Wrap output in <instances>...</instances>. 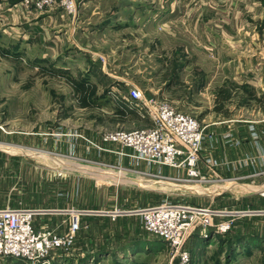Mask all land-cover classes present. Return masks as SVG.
Returning a JSON list of instances; mask_svg holds the SVG:
<instances>
[{
	"label": "rangeland",
	"instance_id": "374dc122",
	"mask_svg": "<svg viewBox=\"0 0 264 264\" xmlns=\"http://www.w3.org/2000/svg\"><path fill=\"white\" fill-rule=\"evenodd\" d=\"M125 4L126 0H0V208L51 211L37 215L35 225L57 231L64 230L67 216L62 211L68 204L84 212L73 247L51 254L48 264H79L75 255L83 251L82 264H180L163 241L141 228L136 214L137 209L162 202L219 213L212 219L213 227L201 230L197 224L186 234L189 264H264V167L259 168L254 187L222 177L219 164L211 166L209 161L204 165L210 175L203 176L199 163L210 134L204 132L196 166L199 177L186 168H156L136 159L133 163L142 165H125L124 159H132L119 153L130 151L115 144L103 146L101 164L78 160L79 155L67 154L63 136H51L69 130L101 137L149 128L153 122L148 111L160 101L193 116L202 127L204 110L221 108V101L227 103L231 119L246 116L238 108L243 99L237 95L230 99L223 88L216 92L212 109V100L206 97L210 93L204 91L210 88L205 72L196 71L203 90L188 91L184 80L193 73L187 63L200 69L207 62L205 54L196 50L187 58L186 52L171 49L180 39L151 28L142 34L136 29L141 19H127ZM142 40L149 45L143 52ZM174 61L187 62L179 66L186 72L178 76L175 88L164 95L150 92L154 85L163 90L172 83ZM212 71L218 75L215 66ZM131 89L141 92L145 107L128 100ZM243 93L264 116V90ZM239 146L236 140L228 144L234 151ZM68 148L74 151L73 145ZM248 164L245 159L230 171L237 175ZM115 175L127 180L117 182ZM206 194L216 196L211 207ZM101 211L116 216H96ZM225 221L231 222L230 228L219 235L217 226ZM204 233L210 236L205 238ZM94 255L100 256L96 262L89 259ZM25 262L0 258V264H29Z\"/></svg>",
	"mask_w": 264,
	"mask_h": 264
},
{
	"label": "crops",
	"instance_id": "0c3cea01",
	"mask_svg": "<svg viewBox=\"0 0 264 264\" xmlns=\"http://www.w3.org/2000/svg\"><path fill=\"white\" fill-rule=\"evenodd\" d=\"M147 3L148 5H146ZM123 10L126 12L125 17L130 21L141 19L140 25L136 29L139 28L142 34L149 28L156 29L163 35H172L182 41L177 47L171 48L173 51L186 52L187 58H189V56L195 55L194 51L198 50L208 57H205L206 63L202 62L199 65L200 69H198V64L174 61L176 66L171 72H174L172 83L165 85L163 90L154 85L149 89L150 92L164 95L166 91L174 89L178 76H182L183 72H186L185 68L181 69L179 66H184L187 63L189 70L193 73H188L184 80L188 91L193 89L197 94L203 90L198 82L200 77L197 72L200 74L205 72L207 78L209 74L208 86L210 88H204V91L210 93L206 97L212 100V109L218 100L219 94L216 92H219L220 88H223L221 90L225 92L223 95L230 99L236 95L243 99L244 104H240L238 108H240L239 112L246 116L240 120L231 119V111L225 110L227 103L223 101L219 108L221 110H204L207 118L202 121V124L207 136L210 134V140L204 139L205 145L202 146L199 165L201 173L205 177L210 175L207 172L209 167L204 165L206 161H209L212 163L211 166L219 164L217 171L222 177L247 181L253 187L257 186V177L260 175L259 168L264 167V116L261 115L259 106L255 109L253 104L246 102L247 95L243 92L250 90L251 93H259L264 90V0H151V2L149 0H126ZM148 18L150 19L147 20ZM151 20H153L152 24L146 23ZM130 25V28L135 27ZM148 46L144 45L142 40L139 50L141 49L143 52L148 49ZM130 49H132V45ZM145 56L146 53H142V57ZM214 66L218 69V75H213ZM249 106H252V109L249 110ZM227 133L231 134L230 140L240 142L236 151L229 149V143L222 138ZM52 134H54L53 136L59 135V138L63 136L61 139L65 142L67 154L70 156L79 155L80 159L77 158L78 160L94 164H101L100 153L102 151L90 147L85 141L73 137V135H82L99 145L98 147L101 149L103 146L110 145L102 143V136L98 137L94 134L83 135L78 131L69 130L65 134ZM54 143H56L55 140ZM72 145L74 151L68 148V146L71 148ZM116 158L115 156L113 158L114 164H116ZM245 159L249 161L248 165H244L247 167L242 168L237 172V175H234L233 171H230L231 167L234 169L237 165L240 167ZM132 160L124 159L125 165H142L138 162L133 163L134 160ZM238 160H241L242 163ZM182 172L184 173V171ZM113 177L117 182H121L120 179L127 180L122 175ZM215 197L213 194H206V200L210 207L214 204ZM65 210L66 212L72 210V206L70 207L68 204ZM98 214L96 216L102 214L110 216V212L101 211ZM125 214L131 213L126 212ZM85 217L82 216L81 221ZM212 238L214 239V236ZM85 253L86 251H83L81 254L75 255L77 258L80 257L79 264L85 263L84 259L82 260ZM98 257L100 256L94 255L89 259L96 262Z\"/></svg>",
	"mask_w": 264,
	"mask_h": 264
},
{
	"label": "built area",
	"instance_id": "2783aa9c",
	"mask_svg": "<svg viewBox=\"0 0 264 264\" xmlns=\"http://www.w3.org/2000/svg\"><path fill=\"white\" fill-rule=\"evenodd\" d=\"M69 7L74 9L72 4ZM142 98L138 89L129 91L128 100L141 102L143 108L145 105ZM148 115L153 126L129 132L105 134L101 137L102 143L115 144L120 146L121 150L130 151L129 154L119 153L121 157L158 166L186 168L190 175L199 177L196 166L204 139V128L198 120L178 111L165 101H160L156 107L149 109ZM54 137L57 138L59 135ZM73 137L85 141L98 151H105L82 135H73ZM223 138L227 143L231 141L229 134L224 135ZM44 212L24 207L0 208V258H20L29 264L41 262L48 264L51 254L64 253L73 247L81 229L80 219L84 212L62 211L67 216L63 220L62 231L49 228L47 225H35V217ZM136 214L141 218V228L163 241L170 252L178 256L180 264L190 262V253L184 248L190 231L197 224L200 225L201 230H208L213 227V217L219 216L217 211L207 208L169 202L141 208ZM110 216L114 219L116 213H110ZM230 223L225 221L217 226L219 235L227 232ZM203 236L207 238L210 235L204 233Z\"/></svg>",
	"mask_w": 264,
	"mask_h": 264
},
{
	"label": "bare ground",
	"instance_id": "6f19581e",
	"mask_svg": "<svg viewBox=\"0 0 264 264\" xmlns=\"http://www.w3.org/2000/svg\"><path fill=\"white\" fill-rule=\"evenodd\" d=\"M163 245H164V244H163ZM253 248H254V247H253ZM15 259H19V260L25 261V260H23V259H20V258H15ZM40 264H42V262H41Z\"/></svg>",
	"mask_w": 264,
	"mask_h": 264
},
{
	"label": "water",
	"instance_id": "95a60500",
	"mask_svg": "<svg viewBox=\"0 0 264 264\" xmlns=\"http://www.w3.org/2000/svg\"><path fill=\"white\" fill-rule=\"evenodd\" d=\"M49 212H51V211H45V213H49Z\"/></svg>",
	"mask_w": 264,
	"mask_h": 264
}]
</instances>
